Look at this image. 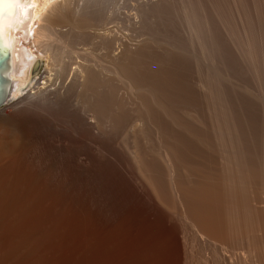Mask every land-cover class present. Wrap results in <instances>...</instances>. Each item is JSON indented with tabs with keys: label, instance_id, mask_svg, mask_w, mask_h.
Returning <instances> with one entry per match:
<instances>
[{
	"label": "bare ground",
	"instance_id": "6f19581e",
	"mask_svg": "<svg viewBox=\"0 0 264 264\" xmlns=\"http://www.w3.org/2000/svg\"><path fill=\"white\" fill-rule=\"evenodd\" d=\"M138 1L189 31L0 9V264H264V0Z\"/></svg>",
	"mask_w": 264,
	"mask_h": 264
},
{
	"label": "rangeland",
	"instance_id": "374dc122",
	"mask_svg": "<svg viewBox=\"0 0 264 264\" xmlns=\"http://www.w3.org/2000/svg\"><path fill=\"white\" fill-rule=\"evenodd\" d=\"M137 1L138 0H65V3H66L65 4V9L66 8L67 9H66L65 12H63V9H61L62 12H61L60 16H57L56 15V18L54 19L55 20V25L54 26H55V29L57 30V34H59V36H63L64 35L62 38L65 37L67 31H68V33L69 32L70 33L72 32V34H74V37H76L77 40H78V42L81 44V45H79V47H82V48H85V49H88V48L89 49H92V48H94L92 50H95L96 47L98 48L100 46V45L98 46V43H96V42H98V40L101 41L100 40L101 37L98 38L97 36L99 35L100 32H105L106 31L105 27L107 29H110V30H113L114 28H115L116 31H118V30L121 31L122 30L121 32L120 31H118V32H119V34L122 35L123 38L124 37H126L125 39H128L129 38L131 41L133 40L132 38H135L138 41L134 39L133 42H136L137 41V43L140 40V38L138 39V37H141L142 36L143 40H144V38H145V40H147L148 38H150L151 39L150 42L158 43V44L159 43L160 44H164V42L167 41V39L165 37H163V39L160 40V38H159V37L162 38V36L164 35L163 32L167 31V32L173 33L174 31H170V30H175V32H177L176 34L178 35L179 33L182 34L185 29L187 31H189L186 28V25L183 22L180 21L182 24L180 22L176 23L177 21L174 22V20H176L177 18L179 20L180 18L176 15L175 12H173L174 11L173 9H172L173 11L171 9H169V11L171 10V12H170L171 14L168 13L169 16H167V17H169V18H168V20L165 21V18L166 17H164L163 14L160 13V14H162L161 16L163 17V18L162 17L160 18V16H159L160 14L157 12L158 10H156L154 8V11L157 12V16L155 15V17H154V15L152 16V14L154 12L152 13V12H148L147 10H145V8L148 7L147 4H146L147 5L146 6L145 4H142V3L140 4V3H138L139 1L138 2ZM151 7H153V6H151ZM151 9H153V8H151ZM148 10H150V9H148ZM81 13H82V15H81ZM149 13H150V16L151 17L149 16ZM174 13H175V16H177V18L174 16ZM83 14H84V16H86V18L88 20V23H90V22L91 23H90V25L88 23H85L86 26H88V27L82 26V28H83V30H82V29H79V27H80L79 25L81 24V18L83 17ZM57 17H59V18H57ZM141 17L143 18V21L142 22L140 21L141 24L139 26H141V25L142 26L141 27L138 26L140 28V30H139L138 27L135 26L133 23L134 22H137L139 20H142ZM156 17H158L159 19L156 18ZM161 19H163V20H161ZM76 20L78 21V23H77ZM74 21H75L76 24L74 23ZM150 22L152 23V25L156 24L155 26H157V24H158L159 25V29H158V26H157V29H154L155 28L154 26L153 27H149L148 25L151 24ZM166 22L171 25L170 26L171 29L170 30L168 29L169 28V24H167L168 25L167 26L168 28L166 30L164 29L165 30L164 31L162 29V27H161V29H162L161 30L160 29V25L161 26L163 25V28H164V25H165V28H166V24H165ZM178 24L180 25V27L178 26ZM129 26H130V29H132V30H129V28H128ZM177 26H178V28L176 29ZM181 26H184V27H182V29H181ZM109 27H111L112 29L109 28ZM133 28H136V29H134L136 32L133 31ZM150 28H153V30L150 29ZM137 29H138V31H137ZM142 29H143L144 32H141ZM149 29L151 30V32H154L155 33V34L153 33L152 37L150 36L151 33H150ZM179 29H180V31H179ZM155 30L156 31L157 30H161L162 31L161 33H163V34H161L162 36H160V33H157ZM181 30H183V31H181ZM58 31L61 32V33H59ZM107 31H109V30H107ZM132 31H133V33H132ZM139 31H140V33H144V34L143 35H141V34L139 35L138 34ZM94 32H95V34L96 33L98 34V35L96 34V38H93V37H95V35L92 36V34H94ZM158 32H160V31H158ZM175 32L173 33V35L175 34ZM123 34L125 36H123ZM131 34H133L135 37H133ZM156 34H159V37H158V35L157 36H154ZM176 34L174 36H176ZM126 35H128V36H126ZM146 35H148L149 37L146 36ZM165 35H169L170 37H173V35L172 34L170 35L169 33H167V34L165 33ZM83 36H85V37H83ZM86 36L88 38H86ZM169 36L168 37L166 36V37L167 38H170ZM85 38L87 40L89 39V41L85 40V44H84V42H82V41ZM90 38H91L92 43L90 41ZM153 38L156 41H153L152 40ZM155 38H157V39H155ZM150 39H148V40H150ZM158 39H159V41H157ZM164 39H165V41L163 42L162 40H164ZM140 41H142V39ZM86 42H90L91 44L90 43L87 44ZM94 43L97 44V45H95ZM99 43H101V42H99ZM158 44H155V45L160 46V44L159 45ZM99 48H101V47H99ZM63 50H65V49H63ZM43 59H44L43 65H42L41 69L39 70V72L36 74L37 79H41L43 76H45V74H46V72H45L46 71V65L50 62V61H47V58L46 57L43 58ZM45 63H47V64H45ZM49 67H51L50 64H49ZM68 69H69V67H68V64H67V61H66V62L63 63V67H58L53 72L57 73L59 75V77L62 76L63 78H66L68 76V80H69V77H70V73L71 72H70V70L68 71ZM67 73H68V75H66ZM5 106L6 105H4V107L0 109V126L3 125V122L6 120V114L10 110V108H8L7 106L5 108ZM7 109H9V110L7 111Z\"/></svg>",
	"mask_w": 264,
	"mask_h": 264
},
{
	"label": "snow or ice",
	"instance_id": "6c2138e0",
	"mask_svg": "<svg viewBox=\"0 0 264 264\" xmlns=\"http://www.w3.org/2000/svg\"><path fill=\"white\" fill-rule=\"evenodd\" d=\"M19 2L20 0H8L7 3L0 4V9L11 10L13 14H15V10ZM5 31H6V22L3 19L2 12H0V39H6Z\"/></svg>",
	"mask_w": 264,
	"mask_h": 264
},
{
	"label": "water",
	"instance_id": "95a60500",
	"mask_svg": "<svg viewBox=\"0 0 264 264\" xmlns=\"http://www.w3.org/2000/svg\"><path fill=\"white\" fill-rule=\"evenodd\" d=\"M40 60H38V62L36 63V65H35V68H34V71H36L38 68H39V66L41 65L40 64ZM4 64V59H0V66H2ZM1 80H2V77L0 78ZM1 82V81H0Z\"/></svg>",
	"mask_w": 264,
	"mask_h": 264
}]
</instances>
